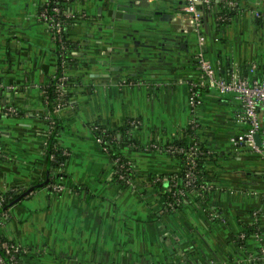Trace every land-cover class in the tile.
Returning a JSON list of instances; mask_svg holds the SVG:
<instances>
[{"label": "crops", "instance_id": "0c3cea01", "mask_svg": "<svg viewBox=\"0 0 264 264\" xmlns=\"http://www.w3.org/2000/svg\"><path fill=\"white\" fill-rule=\"evenodd\" d=\"M238 1L226 23L218 10L204 14L203 49L220 75L256 77L264 17L255 13H264V0ZM43 3L0 0V206L5 193L33 189L3 213L0 234L21 248L23 264H264V158L232 141L248 127L237 118L236 96L206 88L190 107L200 46L186 0H74L67 27L78 43L67 72L73 81L67 104L54 112L43 87L59 60L51 27L39 17ZM51 115L68 153L58 170L47 156ZM97 122L129 125V142L115 152L133 166L126 184L95 138ZM189 128L207 152L208 199L190 192L170 209L180 159L164 148ZM56 172L61 192L46 183Z\"/></svg>", "mask_w": 264, "mask_h": 264}, {"label": "built area", "instance_id": "2783aa9c", "mask_svg": "<svg viewBox=\"0 0 264 264\" xmlns=\"http://www.w3.org/2000/svg\"><path fill=\"white\" fill-rule=\"evenodd\" d=\"M204 2L207 4L209 9L213 8V0H186V3L183 7V11L186 12L195 27V30L198 34V42L200 50L195 56L197 68L199 70V80L193 84L191 88L189 104L193 111L201 103V90L206 88H213L219 91L221 94H233L241 102V110L237 113V118L245 123L248 127L247 130L232 138L234 144H246L251 147L255 152L260 154L264 158V116L261 114V109L264 108V65L260 74L256 77H243L239 74L233 73L228 77L222 76L219 74L218 67L206 57L204 52V45L206 42V36L203 33V22L202 18L204 16L203 10L197 7V3ZM216 2L224 4L229 7L231 11H238L240 8V3L238 0H216ZM72 12L70 9H65L59 5L52 6L51 0H44L43 6L41 8L39 17L40 19L47 23L51 27L53 38L55 43L63 42V35L65 30L68 27L67 21L72 17ZM255 16L264 17V13L256 12ZM219 20L225 21L228 19L227 15H219ZM61 48L64 49L65 46L61 45ZM68 62L64 59L62 61L63 74L58 77V80L61 82L57 86V92L60 97H65V88L69 86L68 80ZM57 75V73H56ZM54 76V78L56 77ZM47 100V97H45ZM68 101H63L59 103L57 109L65 106ZM6 112L8 114L17 115L18 110L15 107H9ZM54 117L49 116L50 122V133L54 128ZM194 125L196 121L194 120ZM98 131L102 135L97 137V141L102 144L103 149L109 153V147L105 144L104 137L107 135V128H102L101 125L92 126V131ZM256 134H259L261 138V143L256 142ZM114 141L117 138L116 135L111 137ZM152 148H159L156 145H151ZM166 151H178L186 154L188 161L187 169L184 173V176L178 175L176 173L170 179L169 187V200L168 207L170 209H178L182 204L187 195L193 194L199 198V202H203V191H207L210 187L206 183H197L198 175L196 172L197 156L207 152L201 151L200 145L197 142H194L188 148L177 147L169 145L166 148ZM2 153V147L0 145V154ZM47 151V156H48ZM68 154V153H67ZM50 157L55 159L54 154H51ZM113 165L115 168V174H117L120 180L129 182L131 178L129 177L133 172V166L130 161L122 160L120 156L112 157ZM65 166V162H60V167ZM56 192H61L64 190L65 186L61 183H49L47 184ZM199 188L198 190L196 189ZM187 188H192L191 190H186ZM33 190H29L28 193H32ZM7 211V210H6ZM5 212V211H4ZM3 212V213H4ZM0 215V221L1 216ZM219 215L215 212L209 214V218L214 220L217 219ZM242 237H245L242 234ZM1 251L4 253L2 254ZM21 248L14 243L13 241L4 240L0 234V264H21L20 260L17 257V254L21 253ZM264 260V252L261 257ZM168 264H183V263H168Z\"/></svg>", "mask_w": 264, "mask_h": 264}, {"label": "trees", "instance_id": "16d2710c", "mask_svg": "<svg viewBox=\"0 0 264 264\" xmlns=\"http://www.w3.org/2000/svg\"><path fill=\"white\" fill-rule=\"evenodd\" d=\"M73 1L74 0H51V5L52 6L59 5L61 7L62 6L65 7V9H70L72 4H73ZM212 5H213V8L209 9L207 7L206 3H204V2L197 3V7L200 8L201 10H203L204 14L206 12H210V11H214V10H218L219 11L218 15H227L228 17H230V16H232L234 14V12L231 11L228 6H226L224 4H221V3H218V2H216V0H213ZM72 18H73V16L67 21L68 24H70V22H72ZM227 21L228 20L221 21V22H225L226 23ZM202 22H203V25H204V16L202 18ZM61 45H64L65 48L62 49ZM77 48H78V43L77 42H73V41L68 39L67 29H66L65 33L63 35V42L62 43H60V42L57 43L56 42L55 51L57 52L58 60H59V63H58L59 66H58L57 75H56L55 78L53 77L46 86L43 87V92H44L45 97H47L49 110L51 112H54L57 109L59 103H61L63 101H68V99H69V94L70 93H69V91H67L66 88H65V97L63 98V97L59 96V94L57 92V86L61 82L58 80V77L63 74L62 61L64 59L69 63L68 64L69 68L73 67L74 62H76V59L74 57H75V53H76ZM68 80L70 82L69 83V85H70L72 83V81H73V78L68 75ZM53 120H54V128H53L52 132L49 133V135H48L47 151L49 153L48 154V159L50 160L51 169L58 170L59 168H62V167H60V162L63 161V162H65V165H66L68 154L59 144V134H60V130L62 129L61 122L58 120L57 117H54ZM96 125H101L102 128H107V130H108L107 131V135L104 137V139H105V144L109 147L111 156L112 157L120 156L123 161L126 160L125 157L120 152L117 153V154L115 152L119 151L121 149V147L125 143L129 142V140H130V137H129V134H128V128H129L128 126L129 125L127 124V127L113 129V130L108 128V127H106L105 125H103V124H101L99 122L95 123L93 126H96ZM93 133L95 135V138L101 137V135H102L100 132L95 131V130H93ZM112 135H116L117 136L115 141L111 138ZM131 141H132V139H131ZM194 142H197L198 145H200L201 151L206 152V149L195 138L194 130L192 128L187 129L186 134H185V136L183 138H181L179 140H176L174 143L168 144L166 146V148L169 145L188 148L191 145H193ZM166 148H164L165 151H166ZM166 152H168V151H166ZM169 153L172 156L177 157V158L180 159V170L177 171V173H179L178 175H180V176H184V173H185V171L187 169V164H188V161H187V158H186V154L183 153V152H178V151H174V152L170 151ZM51 154H54V156L56 158L52 159L50 157ZM196 161H197L196 172H197V175H198L197 183L201 184V183L205 182L204 181V176H205V172H204L205 155L201 154V155L197 156ZM129 175H130L129 177L131 178L132 175L131 174H129ZM60 176H62V174L60 172H56L54 175L50 174V176H49V178H48L46 183L47 184L52 183V182L54 183V182H56V178H58ZM115 176H116L115 177L116 180H118L120 183L126 184L125 181L120 180L118 178L117 174ZM172 176L170 177V179L172 178ZM29 189L25 190L24 194L23 193L22 194H17V193H14V192L5 193L3 195L4 196V199H3L4 202L0 206V215L9 208L10 204L16 203L18 201V199L20 198V196L23 195L22 197L24 198V196L26 194H29L28 193ZM191 189L192 188H187L186 190H191ZM196 189L198 190L199 188L196 187ZM202 193H203L202 200L203 201H207V199H208L207 196H208L209 191L208 190L207 191H203ZM195 199L196 200H200L201 198L197 197ZM253 231H255V230H253ZM2 238L4 240L11 241V240L5 238L4 236H2ZM1 253L4 254L2 251H1ZM17 257L20 260L21 264H23L22 252L17 254Z\"/></svg>", "mask_w": 264, "mask_h": 264}, {"label": "water", "instance_id": "95a60500", "mask_svg": "<svg viewBox=\"0 0 264 264\" xmlns=\"http://www.w3.org/2000/svg\"><path fill=\"white\" fill-rule=\"evenodd\" d=\"M255 138H256V142H257L258 144H260V143H261V138H260L259 134H256ZM29 190H33V189L30 188Z\"/></svg>", "mask_w": 264, "mask_h": 264}]
</instances>
